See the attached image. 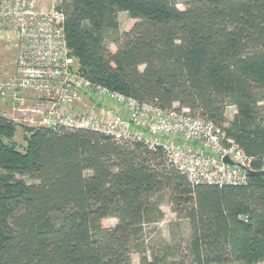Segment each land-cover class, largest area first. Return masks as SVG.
<instances>
[{"label": "trees", "instance_id": "1", "mask_svg": "<svg viewBox=\"0 0 264 264\" xmlns=\"http://www.w3.org/2000/svg\"><path fill=\"white\" fill-rule=\"evenodd\" d=\"M70 58L94 82L214 121L264 157V0H61ZM134 23L119 31V13ZM113 30V46L104 31ZM230 100L236 106L227 126ZM0 113V264L168 263L139 235L158 192L191 229V264H264V175L192 185L161 150L88 129L23 128ZM21 126V125H20ZM23 127V126H22ZM116 218L113 227L104 225ZM178 264H187L179 262Z\"/></svg>", "mask_w": 264, "mask_h": 264}, {"label": "built area", "instance_id": "2", "mask_svg": "<svg viewBox=\"0 0 264 264\" xmlns=\"http://www.w3.org/2000/svg\"><path fill=\"white\" fill-rule=\"evenodd\" d=\"M61 0H0V41L16 49L15 71L0 77V98L15 124L88 129L118 142L161 150L192 185H245L264 157L248 154L214 121L187 107L164 109L89 79L69 55ZM228 157L233 164L224 159Z\"/></svg>", "mask_w": 264, "mask_h": 264}, {"label": "rangeland", "instance_id": "3", "mask_svg": "<svg viewBox=\"0 0 264 264\" xmlns=\"http://www.w3.org/2000/svg\"><path fill=\"white\" fill-rule=\"evenodd\" d=\"M189 0H175L177 7L180 9L185 8L186 2ZM134 23V20L127 12L119 13V31H124ZM113 30L104 31V36L109 45L113 46L111 40L114 35ZM16 62V49L13 44H7L6 41H0V77L11 75L15 71ZM74 66H78V60L72 58ZM0 98V103L2 104ZM3 110L4 115L9 119L14 115L12 113V105L9 102H4ZM260 117H264V99H260L257 108ZM236 113V106L228 100L224 123L227 126L228 122L234 118ZM3 114V113H1ZM27 127V126H25ZM24 126L17 125L16 140L20 145H25L23 140ZM30 128V127H28ZM153 200L160 206L161 216L158 221L147 224L141 234L139 235V244L146 249L161 250L166 246L171 247V252L167 259L168 263L186 262L191 264V229L188 220L172 211L170 201V191L164 189L154 195ZM117 223L116 218H108L104 221L107 227H113ZM140 253L134 249L132 253L133 264H139Z\"/></svg>", "mask_w": 264, "mask_h": 264}, {"label": "water", "instance_id": "4", "mask_svg": "<svg viewBox=\"0 0 264 264\" xmlns=\"http://www.w3.org/2000/svg\"><path fill=\"white\" fill-rule=\"evenodd\" d=\"M224 161L227 162V163L233 164V162H232L228 157H226V158L224 159ZM250 173H251V174L259 173V174H261V175H264V171L251 170Z\"/></svg>", "mask_w": 264, "mask_h": 264}, {"label": "crops", "instance_id": "5", "mask_svg": "<svg viewBox=\"0 0 264 264\" xmlns=\"http://www.w3.org/2000/svg\"><path fill=\"white\" fill-rule=\"evenodd\" d=\"M5 103L2 101V104L0 103V108H1V110L3 109V105H4ZM5 106V105H4ZM4 112H5V110H3L2 112H0V113H3L4 114Z\"/></svg>", "mask_w": 264, "mask_h": 264}]
</instances>
